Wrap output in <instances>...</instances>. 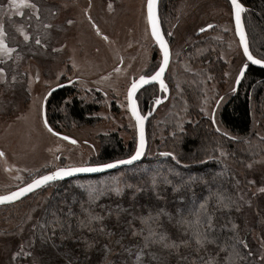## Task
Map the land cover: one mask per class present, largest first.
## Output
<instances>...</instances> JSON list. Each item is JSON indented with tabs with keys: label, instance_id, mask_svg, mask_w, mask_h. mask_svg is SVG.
<instances>
[{
	"label": "trees",
	"instance_id": "16d2710c",
	"mask_svg": "<svg viewBox=\"0 0 264 264\" xmlns=\"http://www.w3.org/2000/svg\"><path fill=\"white\" fill-rule=\"evenodd\" d=\"M177 1L159 0L158 18L166 35L165 24ZM239 1L245 7L242 15L249 51L264 59V0ZM219 23L212 22L213 27L196 33L195 43L177 55L178 78L171 79L167 72L170 95L146 124L148 146L141 161L103 174L56 181L15 203L1 205L0 236L16 233L31 211L38 209L35 243L46 264H207L209 260L213 264H260L244 240V205L236 188L248 163L263 153L264 138L255 135L252 108L262 120L264 67L248 66L218 111L227 135L217 131L205 109L216 90L209 85L217 81L221 86L225 81L222 53L227 41L220 34L227 31ZM136 95L138 104L146 107L155 99L157 88L150 85ZM221 95L216 94L211 104ZM103 100L95 88L64 86L47 99V121L59 133L91 125L99 121L95 114ZM132 132H127V140L118 131L99 134L98 152L91 162L130 156L136 146ZM164 152L173 153L179 163L160 155ZM90 191L94 192L91 199ZM210 192L223 194L227 207L217 204L215 197L209 200L200 230L213 242L197 246L192 228L183 221L194 219L192 213ZM208 215L212 217L210 232ZM160 235L175 247L165 248Z\"/></svg>",
	"mask_w": 264,
	"mask_h": 264
},
{
	"label": "rangeland",
	"instance_id": "374dc122",
	"mask_svg": "<svg viewBox=\"0 0 264 264\" xmlns=\"http://www.w3.org/2000/svg\"><path fill=\"white\" fill-rule=\"evenodd\" d=\"M3 1L5 0H0V3ZM145 1L55 0L52 10L59 12L53 20L50 19L54 14L49 18L47 0H31V3L39 8V19H36L34 10L28 7L16 10L11 7L12 11L2 9L0 23L3 24L4 31L10 33L7 36H11V42H21L20 35L13 31H17L16 25L25 26V32L29 33L28 46L22 48L28 56L24 60L27 65L24 66L23 73L28 81L27 87L32 88L31 94L34 97L23 111L24 115L18 113L22 120L13 118L7 124L0 122V151L4 153V156L0 157V192L6 193L5 191L13 186L19 187L22 182L30 180L41 170L53 166L95 163L91 161L98 152L99 134L118 131L127 140L130 136L127 132H135V123L126 108L125 91L128 81L147 67H158L161 61L158 49L147 30ZM6 5H10L9 0H6ZM174 6L169 22L165 24L171 35L172 63L167 71L170 72L171 79L181 75L175 68L177 55L195 43L194 35L200 28L212 25V22H220L216 25L220 26L222 31H227L220 34L223 35L221 38L227 41V47L222 53L226 66L225 81L221 86L217 81L209 85L216 90L210 105L205 109L206 115L213 116V127L224 133L226 131L219 123L218 111L232 94L235 77L242 63V53L232 28L231 8L224 0H178ZM17 12L21 15H17ZM18 16L22 17V22L16 18ZM69 20L72 21L71 24L68 23ZM48 23L51 27L45 28L44 25ZM93 24L100 29L101 35H97ZM104 35L108 36L107 41L103 39ZM37 36L41 39L39 45L35 43ZM52 55L57 57L55 61H52ZM1 57L5 59L6 55ZM13 57L14 60L18 59L16 53ZM13 62L19 65L22 60ZM67 64L70 65V72L74 76L76 74L81 80L90 82V85L103 87L101 90L89 85L88 89L95 88L105 99L100 111L95 114L98 116V122L73 126L61 132L69 137V140L49 133L37 115L41 98L48 88L56 83V73L60 74ZM73 64L76 67H73ZM43 67L48 70V74L40 75L39 83L48 85L44 88L36 85L34 90L32 86L37 73L32 68ZM117 67L119 72L114 71ZM102 76H107L108 79L102 81ZM216 94L222 95L214 101L215 105L214 102L212 105ZM113 107L116 109L113 110ZM254 113L256 114L255 108H252V127L255 135L264 138V118L261 120ZM72 140L76 143H72ZM241 174L245 175V179L238 183L236 190L244 205L243 215L247 227L244 240L257 254L259 263L264 264V192L260 191L264 188V147L263 153L248 163ZM39 212L38 209L31 211L26 222L13 235L0 236V264H46L37 249L34 236Z\"/></svg>",
	"mask_w": 264,
	"mask_h": 264
},
{
	"label": "snow or ice",
	"instance_id": "6c2138e0",
	"mask_svg": "<svg viewBox=\"0 0 264 264\" xmlns=\"http://www.w3.org/2000/svg\"><path fill=\"white\" fill-rule=\"evenodd\" d=\"M9 3L11 7L19 9L22 7H28L34 10V15L36 19H39V8L36 4L31 3V0H9ZM155 4L156 0H147V20L149 25L151 26V35L155 39L156 43L160 47V51L162 52V60L159 64L158 69L154 72V74L151 75H140L138 79H132L130 81V84L127 88V100H128V107L130 108L132 112V116L135 118L137 122V127L139 128V142L136 144L135 150L133 154H131L127 159H120L115 160L112 162H106V163H100L93 166H67V167H57L54 171H50L47 174L38 175L34 178H32L30 183H27L26 186L19 188L17 191H10L7 194H0V204L4 203H10L15 200H17L19 197L24 196L27 192H31L36 188H40L44 185H47L51 181H55L57 179H61L65 176L72 175L73 173L77 172H99L106 169H113L116 168L119 165H125V164H132L134 161L140 159V157L145 152V138H144V131H143V122L146 117L142 116L138 110H137V104L136 101L133 99L134 94L137 93L138 89H140L143 85H147L149 82H157L160 85V88L162 91L167 92L168 88L165 84V81L162 79V76L165 72L166 67L169 64L170 60V51L169 47L167 45V42L163 38V35L160 32L158 20L155 12ZM232 7L234 9V15H235V21L237 25V33L240 36V42L243 45V51L244 55L250 60L253 64H259L264 65V59H257L255 58L251 52L249 51L248 44L246 42V34L241 26V13L245 10L243 6L238 2V0H231ZM109 8H111V4H109ZM17 15H21L20 12L16 13ZM91 19V17H89ZM69 24L72 23L71 20L68 21ZM45 28L51 27L49 24L44 25ZM93 27L96 28L97 35H101L100 29L96 27L95 24H93ZM213 27L211 24L207 25L206 27L200 28L199 32L206 31L207 28ZM21 35H23L24 41L29 40V36L23 32V29H20ZM5 35L3 24L0 23V52H3L4 54H9L14 51V49L9 48L8 45L5 43L3 37ZM103 39L105 41L108 40V36L104 35ZM35 43L39 45L41 43V39L37 37L35 39ZM122 62V61H121ZM73 67H76L75 64H73ZM246 67V66H245ZM4 70L0 68V73H2ZM114 71L119 72L120 69L117 67L114 69ZM244 69L242 68L240 70V75H243ZM38 79V77H37ZM100 79L106 80L108 79L107 76H102ZM13 80H15V77H13ZM237 82H239V77H237ZM59 86V85H58ZM107 95V93H105ZM156 104L161 103V99L157 97L155 99ZM44 127L47 129L49 133H52L53 135L59 136L60 133H57L53 130L52 127H50L47 123V120H44ZM219 131V129H217ZM227 135V133H225ZM63 139L69 140L70 138L67 136H64ZM72 143H76L75 140L71 141ZM223 154V153H222ZM162 156H170L173 160H176L177 163H179V160L176 159L175 155L170 152H164L160 153ZM4 156L3 152H0V157ZM56 159H59V157H56ZM157 182L156 177H153V185H155ZM165 182L170 183V181H167L165 178ZM116 192H119L120 189L116 188L114 189ZM260 191L264 192V188L260 189ZM89 198H93L94 192L90 191L88 193ZM213 197H215L217 204H223V206L227 207V204L224 203L226 200V197L221 194L220 192H210L208 197H205L200 203L198 208L195 209V211L192 213L194 216L193 220H184L183 222L188 224L189 227L192 228V235L195 239V243L197 246H203L206 242H213L209 240V237L206 232H203L200 230L201 226L204 224V221L201 219L202 214L207 213L208 210V203L209 200H211ZM93 219H99L98 217H93ZM83 223V222H82ZM43 229V225L40 226ZM235 227V225H233ZM207 228L210 232L212 229V217L210 215L207 216ZM152 236H156V233L150 232L149 233ZM54 235V233H53ZM166 238L163 235L159 236V241L164 242L163 246L165 248L168 247H175V245H169L165 242ZM241 244H244L243 241H240ZM244 247L246 248L247 245L244 244ZM221 251H224V248L222 247L220 249ZM238 256V253L236 254ZM207 264H213L212 260H209Z\"/></svg>",
	"mask_w": 264,
	"mask_h": 264
},
{
	"label": "flooded vegetation",
	"instance_id": "af4514ba",
	"mask_svg": "<svg viewBox=\"0 0 264 264\" xmlns=\"http://www.w3.org/2000/svg\"><path fill=\"white\" fill-rule=\"evenodd\" d=\"M54 1L55 0H47V5H48L47 8L49 9V18H50L51 14L52 15L54 14V17H51L50 20L55 19L58 15V12H59L57 10L56 11L52 10V5H53V3H55ZM158 4H159V1L157 3V6H158ZM59 6L60 5H58V7ZM158 8H159V6H158ZM2 9H4V10L9 9V11H12L11 5H6V0L3 1V3H0V14H3ZM13 9L16 10V8H13ZM157 15H158V12H157ZM16 18L19 19L20 22H22V19H21L22 17L18 16ZM159 23H160V19H159ZM48 24H50V23H48ZM160 27H161V24H160ZM10 29L13 30L12 27H10ZM15 29L17 31H15V30H13V31L16 35L17 34L20 35V41L21 42L20 43L17 41L11 42V38H10L11 36H9V37L7 36L10 33L8 32V34H7V31H5V35H4L3 39H4L5 43L8 45V47L14 49V51L9 53V54H4L3 52H0V68H2L4 70L2 73H0V75H1L0 76V122L3 121V122H6V124L9 123L11 120H13V118H14V120H22L23 119L22 117H18V113L20 115L21 114L24 115L23 111L27 108L28 104H30V102L32 101L31 98L34 97L31 94L32 88L27 87L28 81L26 79L25 74L23 73L25 71L24 66L27 65L24 62V60H26V57H28L26 52H23V49H25L28 45H27V41H24L23 35H21L20 29H23V32L28 34V36H29V33L25 32V30H26L25 26L22 27L21 25H16ZM147 30H148V24H147ZM161 30H162V27H161ZM165 30L167 31L166 28H165ZM198 32L199 31H197V33ZM164 34H165V32H164ZM149 36L151 37L150 32H149ZM165 36H166L167 42L170 44V47H171V43H170L171 35H170L169 31H167V35L165 34ZM151 39H152V37H151ZM152 41H153V39H152ZM153 43H154V41H153ZM155 46L158 49L156 44H155ZM20 49H22V50H20ZM158 52H159V49H158ZM14 53H16V56H18L17 60H14V57H13ZM36 54H35V56H36ZM54 54H56V53H54ZM3 55H6L5 59L1 57ZM159 55H160V52H159ZM51 58H52V61H55L57 57H53V55H52ZM171 58H172V56H171ZM21 60H22V62H20L19 65H15L13 62V61H21ZM156 68H157L156 65H153L151 68L147 67L146 70L140 71L137 76L134 75L132 78H130L128 83L130 84V81L132 79H138L140 75H151V73H153L156 70ZM32 69L34 72L37 73V77H38V79L36 78L33 82L34 84L32 87H34V90H35L36 85H39L42 88H44L45 85H48V84L39 83V81H41L39 79V76L40 75H43V76L47 75L48 70L44 69V67L41 69H38V68H35V69L32 68ZM70 69H71L70 65L67 64L66 67H64V69L60 72V74L56 73V78H55L56 83L52 84V86L50 88H48V90L45 92V94L43 93L44 95L42 94L43 97L41 98L42 99L41 102H39V110L37 112V115H38L40 121H42L41 124L43 126H44V120H47V117H50V115H48L47 111H46L47 99L51 95V93L54 92V90H53L48 96H46L50 89L54 88V86H56V85H63L61 88H63L64 86H67V85H75V86L78 85L82 88L87 87V89H88V87L90 85V82H88L86 80H81L80 77L77 76L76 74H75V76H74V74H71L72 72H70ZM13 77H15V80H13ZM165 77H166V75H165ZM43 81H45V80H43ZM129 84H128V86H129ZM152 85H155L157 88V95L155 96V99L157 97L163 98L164 94H163V91L159 88V86L157 84H154V83ZM90 86L100 88L101 90L103 88V87L101 88L100 86H96V85H90ZM128 86H127V88H128ZM127 88L125 91V95L127 94ZM141 89H143V88H141ZM168 89H170V88H168ZM126 97H127V95H126ZM137 98H138V96L136 95L135 99L137 101V107H139V111L143 114H145L148 110H150L152 108V104L155 102V99H153L152 103L150 105L148 104L146 107H142V105L138 104ZM141 107H142L144 112H142ZM126 108H127V98H126ZM128 113H129V111H128ZM14 115H15V117H14ZM47 123H48V121H47ZM1 124L4 125V123H1ZM48 125L51 127V125L49 123H48ZM53 130L55 132H57L56 128H53ZM53 136H56V135H53ZM58 167H60V166H58ZM55 168H57V166H53V167L41 170V172H39L36 176L43 174L45 172H49ZM36 176H34V177H36ZM34 177H32V178H34ZM32 178L30 180H32ZM30 180H27V181L22 182V183L25 184V183L29 182ZM23 184H21V185H23ZM21 185H19V186H21ZM17 187L18 186L10 187L5 192H9V191H11ZM3 192L4 191L0 192V194H4Z\"/></svg>",
	"mask_w": 264,
	"mask_h": 264
},
{
	"label": "water",
	"instance_id": "95a60500",
	"mask_svg": "<svg viewBox=\"0 0 264 264\" xmlns=\"http://www.w3.org/2000/svg\"><path fill=\"white\" fill-rule=\"evenodd\" d=\"M158 1L159 0H156V4H155V12H156V16H157V20H158V25H159V29H160V32H161V34L163 35V38L165 39V41L167 42V39H166V36H165V34H164V32L161 30V27H160V23H159V19H158V15H157V10H158V6H157V3H158ZM227 2L230 4V8H231V16H232V27L234 28V35H235V38H236V40L238 41V43H239V48H240V51H241V53L243 54V57H244V62L241 64V67H240V69L238 70V73H237V75H236V79H235V83H234V86H233V88H232V90H236V88L238 87V85H239V83H240V81H241V79H242V76L244 75V73H245V71L247 70V68H248V66L249 65H255V66H258V67H264V65H259V64H253L250 60H248V58L244 55V51H243V45L241 44V42H240V36L238 35V33H237V25H236V21H235V15H234V9H233V7H232V4H231V0H227ZM238 2L243 6V8L245 9V7H244V5L238 0ZM145 8H146V19H147V0L145 1V6H144ZM244 12V11H243ZM242 12V13H243ZM242 13H241V26L243 27V29H244V31H245V34H246V29L244 28V22H243V15H242ZM147 24H148V31L150 32V34H151V26L149 25V23H148V20H147ZM151 37H152V35H151ZM152 39H153V41H154V43L157 45V47H158V49H159V52H160V56H161V60H162V52L160 51V47H159V45L156 43V41H155V39L152 37ZM246 42H247V44H248V40H247V34H246ZM167 45H168V47H169V51H170V44L167 42ZM252 54V53H251ZM170 55H171V51H170ZM256 58V57H255ZM170 60H171V56H170ZM170 60H169V63H170ZM161 62V61H160ZM160 64V63H159ZM169 65V64H168ZM246 66V67H245ZM158 67H159V65H158ZM158 67L156 68V70L158 69ZM244 69V71H243V75L241 76L240 75V70L241 69ZM155 70V71H156ZM154 71V72H155ZM167 71H168V66L166 67V69H165V72H164V74H163V76H162V79L165 81V75H166V73H167ZM154 72L153 73H151V74H154ZM237 77H239V82H237ZM157 84L158 86H159V88H160V85L157 83V82H149L147 85H143L141 88H144V87H147V86H149V85H152V84ZM165 84L167 85V82L165 81ZM63 85H56V86H54V88H52V89H50L49 91H48V93H47V95L46 96H48L53 90L55 91V90H57V89H59V88H61ZM140 88V89H141ZM168 88V87H167ZM140 89H138V91L140 90ZM161 89V88H160ZM137 91V92H138ZM136 94V93H135ZM134 94V97H133V99L136 101V99H135V95ZM163 94H164V97L163 98H161V97H159L160 99H161V103L160 104H162V103H164L165 102V100H167V98L169 97V95H170V93H169V89H168V91L167 92H164L163 91ZM127 95V94H126ZM128 100H127V108H128V111H129V114H130V117H131V119L132 120H134V123H135V132H136V144L139 142V128L137 127V122H136V120H135V118L132 116V112H131V110H130V108L128 107ZM136 104H137V101H136ZM160 104H156L155 102L152 104V108L150 109V110H148L145 114H143V113H141L140 111H139V107H137V110H138V112L142 115V116H144V117H146L145 119H144V122H143V131H144V138H145V152H146V150H147V146H148V144H147V141H146V132H145V129H146V124H147V122H148V120H149V118L155 113V111H156V109L159 107V105ZM211 117H213V116H211ZM58 133V132H57ZM60 137H64V135H62L61 133H60V135H59ZM135 144V145H136ZM136 147V146H135ZM135 150V149H134ZM134 152V151H133ZM133 152L131 153V154H133ZM145 152H144V154H145ZM130 154V155H131ZM144 154L140 157V159H138V160H136V161H134L132 164H134V163H136V162H139V161H141L142 160V158H143V156H144ZM129 157V156H128ZM128 157H124V158H117V160H120V159H127ZM112 161H115V160H110V161H106V162H112ZM105 162V163H106ZM96 164H100V163H93V164H84V165H80V166H84V167H87V166H93V165H96ZM131 164H125V165H119V166H117L116 168H113V169H106V170H103V171H99V172H77V173H73L72 175H69V176H65V177H63V178H61V179H57V180H55V181H51V182H49L48 184H50V183H53V182H56V181H61V180H68L69 178H73V177H81V176H93V175H98V174H103V173H105V172H109V171H114V170H118V168H120V167H124V166H130ZM80 166H77V167H80ZM56 169V168H55ZM55 169H53V170H51V171H54ZM50 172V171H49ZM48 172H45V173H43V174H47ZM43 174H40V175H43ZM31 182V180L29 181V182H27V183H30ZM27 183H25V184H23V185H21V186H19V187H17V188H15V189H13V190H11V191H17L19 188H21V187H24V186H26V184ZM47 184V185H48ZM45 186V185H44ZM43 187V186H42ZM42 187H40V188H42ZM40 188H36V189H34L33 191H31V192H27L24 196H22V197H19L17 200H15V201H13V202H10V203H4V204H0V206L1 205H5V204H11V203H15V202H17V201H19V199L21 200V199H23V198H25V197H27V196H29L30 194H32L33 192H35V191H37L38 189H40ZM10 192V191H9ZM8 192H6V193H4V194H7Z\"/></svg>",
	"mask_w": 264,
	"mask_h": 264
}]
</instances>
